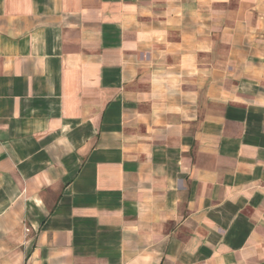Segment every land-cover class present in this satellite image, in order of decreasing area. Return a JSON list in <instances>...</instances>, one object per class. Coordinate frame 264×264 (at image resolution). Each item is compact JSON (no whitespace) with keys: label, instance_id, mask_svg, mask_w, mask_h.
<instances>
[{"label":"crops","instance_id":"0c3cea01","mask_svg":"<svg viewBox=\"0 0 264 264\" xmlns=\"http://www.w3.org/2000/svg\"><path fill=\"white\" fill-rule=\"evenodd\" d=\"M0 264H264V0H0Z\"/></svg>","mask_w":264,"mask_h":264}]
</instances>
